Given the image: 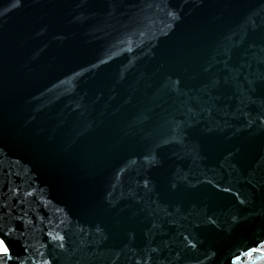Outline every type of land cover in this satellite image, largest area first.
Segmentation results:
<instances>
[{
    "label": "water",
    "instance_id": "1",
    "mask_svg": "<svg viewBox=\"0 0 264 264\" xmlns=\"http://www.w3.org/2000/svg\"><path fill=\"white\" fill-rule=\"evenodd\" d=\"M0 239L264 264V0H0Z\"/></svg>",
    "mask_w": 264,
    "mask_h": 264
},
{
    "label": "snow or ice",
    "instance_id": "2",
    "mask_svg": "<svg viewBox=\"0 0 264 264\" xmlns=\"http://www.w3.org/2000/svg\"><path fill=\"white\" fill-rule=\"evenodd\" d=\"M250 84H256V81H249ZM147 181H145V187H147ZM226 191H230V189H225ZM243 203V201H241ZM62 239V237H61ZM9 248L7 247L5 241L3 239H0V254H2L4 257H7L9 255Z\"/></svg>",
    "mask_w": 264,
    "mask_h": 264
}]
</instances>
